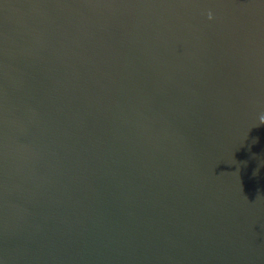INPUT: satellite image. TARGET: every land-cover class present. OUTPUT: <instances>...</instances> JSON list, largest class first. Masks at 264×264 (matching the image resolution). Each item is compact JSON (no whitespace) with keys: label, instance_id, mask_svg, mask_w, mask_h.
I'll return each instance as SVG.
<instances>
[{"label":"water","instance_id":"95a60500","mask_svg":"<svg viewBox=\"0 0 264 264\" xmlns=\"http://www.w3.org/2000/svg\"><path fill=\"white\" fill-rule=\"evenodd\" d=\"M262 115L264 0H0V264H264Z\"/></svg>","mask_w":264,"mask_h":264},{"label":"clouds","instance_id":"9594fccd","mask_svg":"<svg viewBox=\"0 0 264 264\" xmlns=\"http://www.w3.org/2000/svg\"><path fill=\"white\" fill-rule=\"evenodd\" d=\"M213 17H212V14L211 13H209V19H212ZM260 123L261 124H264V115H262L261 117H260Z\"/></svg>","mask_w":264,"mask_h":264}]
</instances>
